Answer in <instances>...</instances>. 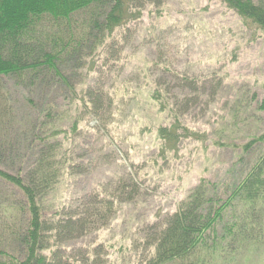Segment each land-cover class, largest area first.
<instances>
[{
  "label": "rangeland",
  "instance_id": "rangeland-1",
  "mask_svg": "<svg viewBox=\"0 0 264 264\" xmlns=\"http://www.w3.org/2000/svg\"><path fill=\"white\" fill-rule=\"evenodd\" d=\"M131 9L142 12L140 18L117 29L81 70V79L89 73L86 87L104 92V112L95 119L90 113L83 133L68 134L71 167L46 203L50 211L83 208L94 190L110 192L118 179L137 177L142 187L135 201L117 206L104 229L69 244L75 252L102 245L107 264H139L149 225H161L202 178L219 187L236 185L263 149L245 153L243 145L264 134V112L257 109L264 96V31L246 27L222 0H132ZM167 67L194 83L183 87ZM159 81L165 83L162 101L168 98L183 125L203 135L182 139L177 152H161L157 128L175 119L152 97ZM50 90L46 99L63 95L56 85ZM33 91L0 79L12 120L1 117L0 139L21 147L26 142L27 148V120L42 99L39 89ZM9 197L0 188V248L6 251L20 225Z\"/></svg>",
  "mask_w": 264,
  "mask_h": 264
},
{
  "label": "trees",
  "instance_id": "trees-1",
  "mask_svg": "<svg viewBox=\"0 0 264 264\" xmlns=\"http://www.w3.org/2000/svg\"><path fill=\"white\" fill-rule=\"evenodd\" d=\"M131 2L0 0V79L42 92L40 107L27 120L28 151L26 142L21 147L0 139V188L12 198L11 214L20 224L11 231V250L0 248V264H107L102 245L101 254L96 248L75 252L69 244L104 229L118 214L117 206L135 201L142 187L137 177L118 179L110 192L94 190L83 208L50 211L46 203L71 167L64 144L68 134L78 136L90 113L95 119L104 112V92L86 87L89 73L81 79V70L117 29L140 18ZM222 2L246 27L264 31V0ZM165 71L183 87L194 83L168 67ZM51 85L63 95L46 99ZM155 85L152 97L175 119L157 128L161 152H177L182 139L202 138L183 125L168 98L162 101L165 83ZM58 101L66 107L61 110ZM28 103L33 107L34 99ZM8 104L0 96V121L4 116L12 122ZM257 105L263 113L264 96ZM253 146L263 149L243 167L236 185L219 187L202 178L161 225L148 226L139 264H264V134L244 144V152Z\"/></svg>",
  "mask_w": 264,
  "mask_h": 264
}]
</instances>
